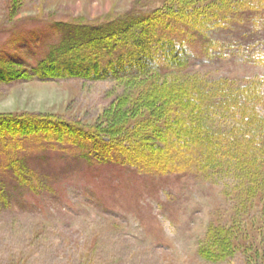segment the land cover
I'll return each instance as SVG.
<instances>
[{"label": "rangeland", "instance_id": "rangeland-1", "mask_svg": "<svg viewBox=\"0 0 264 264\" xmlns=\"http://www.w3.org/2000/svg\"><path fill=\"white\" fill-rule=\"evenodd\" d=\"M180 5L174 0H0V69L14 60L25 69L20 79L0 81V118L50 117L84 131L112 127L103 118L111 105L120 98L133 105L164 78L40 81L32 69L58 44L63 33L56 24H92L127 13L134 19ZM222 5V0H198V9ZM189 51L188 77L236 85L264 77V60L260 66L238 57L209 60L200 40ZM261 86L262 95L250 106L264 117ZM22 147L19 153L0 150V180L7 190L0 209V264H264V187L237 189L232 174L196 168L150 173L115 163L90 166L85 150L57 142L22 140ZM12 160L31 172L30 186L20 187L13 167L5 169ZM224 236L240 246L236 252H219L215 245Z\"/></svg>", "mask_w": 264, "mask_h": 264}, {"label": "trees", "instance_id": "trees-1", "mask_svg": "<svg viewBox=\"0 0 264 264\" xmlns=\"http://www.w3.org/2000/svg\"><path fill=\"white\" fill-rule=\"evenodd\" d=\"M175 1L181 4L179 10H154L134 19L127 13L92 24H56L63 34L32 69L38 80L148 81L150 76V80L155 76L164 80L151 94L147 89L133 105L123 98L117 100L103 117L113 126L104 129L84 131L42 116L2 117L0 150L19 153L24 150L22 140L57 142L85 150L83 159L90 166L115 163L150 173L196 168L215 175L225 172L229 178L232 174L237 189L264 187V129L260 126L264 117L250 106L262 95L264 77L236 85L184 74L193 57L189 47L198 40L209 60L238 57L243 63L260 66L264 60V0H222L221 10L198 9V0ZM214 34L231 39L214 41ZM19 66L16 60L2 65L0 81L24 77L25 69ZM10 167L20 187L30 186V171L18 167L15 160L5 169ZM6 191L0 180V209ZM215 246L222 255L240 247L230 236Z\"/></svg>", "mask_w": 264, "mask_h": 264}]
</instances>
